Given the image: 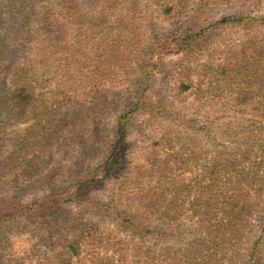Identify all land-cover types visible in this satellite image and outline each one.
Returning <instances> with one entry per match:
<instances>
[{"label":"rangeland","instance_id":"374dc122","mask_svg":"<svg viewBox=\"0 0 264 264\" xmlns=\"http://www.w3.org/2000/svg\"><path fill=\"white\" fill-rule=\"evenodd\" d=\"M157 1L0 0V119L12 122L0 131V198L28 200L99 167L150 76L121 177L47 224L0 218V264H264V0ZM99 11L128 16L114 41L78 32ZM197 27L209 34L196 46L149 57L155 41ZM29 59L21 105L13 77Z\"/></svg>","mask_w":264,"mask_h":264},{"label":"trees","instance_id":"16d2710c","mask_svg":"<svg viewBox=\"0 0 264 264\" xmlns=\"http://www.w3.org/2000/svg\"><path fill=\"white\" fill-rule=\"evenodd\" d=\"M138 1L139 0H106L108 6L106 8L108 10L111 8L115 9L120 6L125 8L128 7L131 3H136ZM147 1L149 2V4H151V2L156 3V0ZM159 2L160 1L158 0L157 3L159 4ZM110 5L112 7H110ZM172 9L173 6H170L167 8V11H170ZM114 14L115 13L110 12L105 15L102 11H99L98 14L92 13L91 16L87 17L88 20H85V23L81 22L79 24L78 32H81L80 35L86 39L94 36L101 40L114 41L116 39V36L119 35V32L123 30L122 27L126 25H121L122 23L116 25V21L118 20L119 22H126V18L128 17L124 16L120 18L115 16ZM235 19L242 20L243 17ZM128 20L131 21V19ZM261 20L264 21V17L261 18ZM49 26L52 28L59 27L61 29L63 27V25L59 21V18H54V22H51ZM82 26H84L83 29ZM214 26L215 25H213L212 28ZM58 31L59 30L56 29V32ZM76 34L78 35V33ZM208 34V27L187 28L181 33L170 34L169 36L160 38L153 43L151 51H149V57L152 58L156 54H179L182 52H186L190 48L196 46V44L204 39ZM77 35L75 36L76 38L79 37ZM71 45H76L75 38L73 39V43ZM110 53L116 56V54H114L113 52V48L110 50ZM146 55H148V53ZM103 57L108 58L109 56L108 54H106ZM36 64V59H29L25 61V67L14 74L13 78L16 84V92L14 98H16L21 105L29 103L30 96L28 92L31 87V70L35 68ZM58 72L60 71L51 70V67H47L45 68L44 74L46 75V78L48 80H54V77L58 74ZM44 74H42V76ZM61 75L64 77V80L66 82H69L74 77V75H69V73H64ZM33 76H35L37 79L39 75L38 73H35L33 74ZM149 78L150 76L146 74L143 78L137 79L140 88L145 85V87L140 91L142 92V95L138 98L139 100L135 104V106H133L132 104L129 105L128 110L118 117L117 123L114 127V133L109 139L106 156L99 167L94 168L93 171L87 172L86 175H82L78 180H71L59 188L50 190L48 191V193H43L28 200H23L17 194H10L0 198V218L14 221L22 219L23 222L27 223L40 222L47 224L53 218H57L60 212L64 210V207L70 204L76 203L80 205L85 202H94L90 197L89 192L93 185L102 183L103 180L108 177H121V172L124 169H127L128 166L126 159L127 150L125 148V145L127 144V136L129 135V122L131 121V118L133 117L135 112L141 110L143 107L148 106V102H146V100L141 101V98L142 96H145V94L147 95V90L150 85ZM151 109L154 111V107H151ZM64 120L67 121L64 124L69 123L67 120V115H65ZM11 124L12 122L10 121L0 119V131L4 130L8 125ZM209 125H211V121L206 120L202 123L201 130H207L209 128ZM192 128H194L193 125ZM61 130L62 128L59 127V129L56 130V133H59V131ZM35 150L36 149L33 150V154L30 159H37L40 156L34 153ZM29 155L31 154H25L26 158H28ZM98 171H100L101 173L99 174ZM103 208L108 210V212L115 215L116 217L120 218L125 226L129 227L134 225V223L130 220L129 217L126 216L125 213H118L114 210L113 207L110 208L109 205H104ZM134 228L137 227L135 226ZM262 238L263 235L259 237V239L255 242L253 249L250 250L249 256H252L251 260H254L256 257V250ZM70 248L75 252L76 247L74 245H70Z\"/></svg>","mask_w":264,"mask_h":264}]
</instances>
